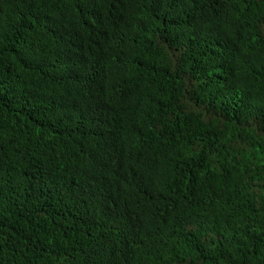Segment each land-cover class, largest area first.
<instances>
[{"label":"trees","instance_id":"1","mask_svg":"<svg viewBox=\"0 0 264 264\" xmlns=\"http://www.w3.org/2000/svg\"><path fill=\"white\" fill-rule=\"evenodd\" d=\"M0 264H264V0H0Z\"/></svg>","mask_w":264,"mask_h":264}]
</instances>
